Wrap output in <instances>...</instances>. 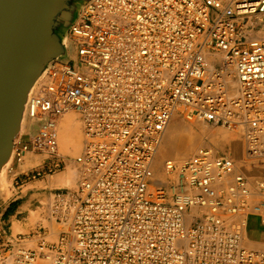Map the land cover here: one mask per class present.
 <instances>
[{
  "label": "built area",
  "instance_id": "2783aa9c",
  "mask_svg": "<svg viewBox=\"0 0 264 264\" xmlns=\"http://www.w3.org/2000/svg\"><path fill=\"white\" fill-rule=\"evenodd\" d=\"M255 30L263 37L253 40ZM66 35L77 60L47 68V93L27 105L30 118L46 120L18 143L15 159L47 155L13 183L21 192L61 169L55 118L80 111L82 178L54 194L51 214L70 229L50 243L43 226L16 236L0 227V264H264L263 251L244 249L242 223L225 218L254 212L264 223V199L252 202L251 191L264 197V178L252 184L234 175L231 159L204 149L180 166L168 162L176 180L160 190L163 201L149 191L158 141L178 108L243 128L248 153H264V0H87ZM234 78L238 96L229 90ZM193 208L202 212L188 227ZM31 236L39 237L35 250L21 246Z\"/></svg>",
  "mask_w": 264,
  "mask_h": 264
},
{
  "label": "bare ground",
  "instance_id": "6f19581e",
  "mask_svg": "<svg viewBox=\"0 0 264 264\" xmlns=\"http://www.w3.org/2000/svg\"><path fill=\"white\" fill-rule=\"evenodd\" d=\"M84 1H87V0H84ZM220 1L225 2V0H220ZM226 1H232V0H226ZM82 4L83 3L80 4L79 10H80ZM250 23L256 24V22L253 19H250ZM67 37H68V35H64V37H63V42H64L63 47L65 50V54L63 56H59V57L55 58L54 60L58 59L61 61H66V62H70L72 60H74V61L77 60V53H76L75 45L72 42V40H68ZM262 37H263V31H256L255 30V31L251 32V38L253 40L256 38L260 39ZM52 63H53V60L48 64V66L46 67L44 72L41 74V76L36 80V82L34 83L32 89L28 95V99H27V102H26L25 108H24V113H23V118H22V123H21V129H20L18 137L14 141L13 151H12L10 160L0 171V193L2 195L5 194V196H9L11 194H14L13 192H14L15 188L13 187L12 184H13V179L17 176V174L20 171H25L28 169L38 167L39 165L42 164V161L44 160V156L47 155V152H45V151H44V153H42L45 155H40L37 152L29 151L24 156L23 161L21 162L20 165L17 164L16 159H15L16 148H17L18 143L24 139L32 138L35 135H37L39 133L40 129L42 128V125L44 124V122L46 120V116H44L42 114H39L36 118H30L29 114H28V110H27V105H28L29 99H31L34 95H36V94L44 95L47 93V90L43 89V83H44L45 77H46L45 72H46L47 68L49 67V65H51ZM81 69L83 70V67ZM229 90H230V94L232 96H238L240 91H241L240 82L234 78L230 82ZM74 113L78 116L79 119H77L75 117ZM180 115L185 117L188 120H197V121H202L206 124L214 125L212 123H208V122L203 121V120H198L195 118H193V119L187 118L186 115L182 113L181 108H178V109H175L172 111L171 117H170L169 121L167 122V124H166V126L162 132L161 138L158 141L156 151H155V154H154L152 162H151V171H152V177L151 178L152 179H151V185H150L149 191L151 193L156 189L158 190V192H156V197H157L158 201L162 200V192L160 190L164 186L169 188L170 183H173L176 180V178H174V176L170 175L168 172V169H167L168 168L167 167L168 162H172V163H175L176 165L180 166L182 163L190 161L191 158H193L199 151L204 150V149L210 150L216 156H226L229 159H231L234 162V166H235L234 175H244L245 177L248 178V180H250V182L252 184H254L259 179L264 178V176L251 177L252 175L249 172H247L246 169H245L246 171L243 169L244 168L243 165L239 166L237 163V160L235 158H233L231 155H229V154H217L211 149L201 148L198 151H196L192 157L189 158V155L194 150H196L199 146H201V144H202L201 133H200V131L198 132L196 129H194L193 126L185 124L182 121V118ZM55 123H56V132H57V155H58V158L62 162V165H63V160L59 157V156H61V154H60L61 152L64 155H70V156L76 155V157L74 159V163L76 165V168L78 169V173H75L73 175L70 174L68 176V178L66 177L67 178L66 180H58L57 179L58 181L55 180V182H56L55 184L59 183V185H60V184H63V183L65 184L68 182L67 184L70 185L73 183H75V184L79 183L81 178H82L83 169L77 163V158L81 155L83 148H84V145L86 143L85 142V130H84V125H83V121H82V115H81L80 111H78L76 109H70V110L62 113L61 115L57 116L55 118ZM220 126H222L220 130H217L214 133H206L205 132L204 136H206L212 140H215L217 142H220V144H222V145H224L225 143H228V142H230V143L232 142L231 143L232 154H233V151H236L238 149L237 148L238 147V145H237L238 144L237 143L238 142V136H241L242 140H244V146H245L244 158H245V160L258 161L259 163L264 161V153H262V154L256 153V154H252V155H250L248 153V143H247V138L244 135L245 133H244L243 128H238V129L233 128L232 129L231 127H229L227 125H220ZM60 150H61V152H60ZM234 154H235V152H234ZM242 164H243V162H242ZM11 167L14 168V170H15L14 172L11 171ZM41 178H44V177H41ZM38 179H40V178H38ZM232 179H233V176H228L226 178V181L231 182ZM35 180H37V179H35ZM35 180H32V181H35ZM32 181H30V182H32ZM7 185H8V190H6ZM151 186H152V188H151ZM27 189L28 188H25V190L23 189L22 192L23 191L26 192ZM4 191L5 192L7 191L8 193L6 194ZM170 191H171L170 195H172V192H176V189L175 190L173 189V191L172 190H170ZM251 191H252V196H253L252 202L256 201L258 199H264V197H260V195H258L253 189ZM42 203H44V202H42ZM52 204H54V203L51 201V209H52ZM52 212H55V206H54L53 210L51 211V214H52ZM201 212H202V210H199L197 208H193L191 211H189L185 217L186 226H188V227L191 226L195 222L197 217L201 214ZM30 217L32 218V221H33L32 224H37L39 222V220H37V218L40 217L39 210L38 211H33V210L30 211ZM253 217H255L257 220L256 221L257 227L259 228V226H260L261 228H264V223L262 222L263 217L261 218L259 215L255 214L254 212H250L243 217L245 222L242 219V215H225V218H227L229 220H236V221H240L242 223L241 241H242V245H243L244 249H246L248 251L251 250V251H263L264 252V248L260 249L261 248L260 245L264 246V241H262V238L261 237H251L249 235V232H248V227L250 225L249 221ZM55 221L56 220H54V218H53L51 220H48L47 223H48V225L49 224L51 225L50 229H51L52 233L57 232L59 234V236H58V239H59V237L61 236L62 233L69 231L70 222H68L66 224L61 223L63 225L62 228L57 229L56 225H58L59 222L56 223ZM44 223L46 224V222H44ZM241 223H235V224L240 225ZM39 224H42V223L40 222ZM14 227L16 228V231L18 232V233H15L16 235L24 234V233H19V232H22L23 229H21V227L18 225V223H16V221L14 222ZM35 231H32L30 233H33ZM9 234H12V233H9ZM28 234L29 233H27V234L25 233V235H28ZM260 234L262 235L264 233L260 232ZM16 235H14V236H16ZM34 238L35 237H32V236L30 238H27L25 241H23L21 243V246L22 247L24 246L26 249H30V250L37 249L38 246H37V248H28V246L31 244V241ZM44 238H45V235H44ZM46 242H48V241H46ZM50 243H54V242H50ZM179 245L181 247H185V242L181 241L179 243ZM248 247H250L252 249H249ZM40 260H42V259H39L36 264H38V262ZM44 260L50 261L49 259H44ZM50 264H52L51 261H50Z\"/></svg>",
  "mask_w": 264,
  "mask_h": 264
},
{
  "label": "water",
  "instance_id": "95a60500",
  "mask_svg": "<svg viewBox=\"0 0 264 264\" xmlns=\"http://www.w3.org/2000/svg\"><path fill=\"white\" fill-rule=\"evenodd\" d=\"M84 0H0V171L10 160L28 95Z\"/></svg>",
  "mask_w": 264,
  "mask_h": 264
},
{
  "label": "rangeland",
  "instance_id": "374dc122",
  "mask_svg": "<svg viewBox=\"0 0 264 264\" xmlns=\"http://www.w3.org/2000/svg\"><path fill=\"white\" fill-rule=\"evenodd\" d=\"M74 115L77 119H79L75 113ZM181 118L185 124L193 126L194 129H196L198 132L200 131L201 133L202 144L189 155V158L192 157L193 154L199 149L207 148V149L213 150L217 154L231 155L233 158L237 160V163L239 166L243 165L244 167L243 169L244 170L246 169L247 172H250V174L252 175L251 177L264 176V161L259 163L258 161L245 160L244 158L245 146H244V140H242L241 136H238V142H237L238 149L236 151H233V154H232V151H231L232 142L231 143L228 142L222 145L220 144V142H217L215 140H212L204 136L205 132L214 133L217 130H220L222 126L206 124L202 121H197V120H188L183 116H181ZM60 154L61 156L59 157L63 160V165L61 169H59L56 173L47 175L44 178H40L32 182H29L22 188V190L23 189L25 190V188H28L26 192L23 191L24 193L22 192V190L21 192H19V190L16 191L15 189L13 192L14 194H11L9 196H5V194L2 195L0 193V203L2 204V208L0 209V227L1 228L5 229L8 233H12L13 235H16L15 233H18V232L16 231V228L14 227L15 221L16 223H18L21 229H23V231L19 233H24V234L35 231L40 226H43L46 228L45 240L48 242L57 241L59 234L57 232L52 233L50 229L51 225L50 224L48 225L47 223L48 220L53 219L51 217V211L54 208V204H52V209H51V201L54 203L55 193L75 190L79 184V183H76V184L73 183L69 185L67 184L68 182L65 184L64 183L60 184V185L59 183H57L58 185L55 184L56 183L55 180L56 181L66 180L70 174L73 175L75 173H78V169L76 168V165L74 163V159L76 155L74 156L64 155L62 152ZM251 163H253V165ZM12 185L14 187V183ZM6 190H8V185L6 186ZM156 192H158L157 189L151 193L156 195ZM5 193L7 194L8 192L6 191ZM155 200H158L157 197ZM161 201H163V199ZM10 209H13V210L9 212ZM32 210L33 211L39 210L40 212V217L37 218V220H39L37 224H32L33 221H32V218L30 217V211ZM43 221L46 222V224ZM256 221L257 220L255 217L251 218V220L249 221V224L252 226L251 227L249 225L248 227L249 235L251 237H261L262 241H264V234L262 235L260 234L261 232L260 230L262 228L260 226L259 228L257 227ZM40 222L42 224H39ZM55 222L58 223L57 221ZM62 226L63 225L61 223L56 225L57 229L62 228ZM37 242H38V238L35 237L31 241V244L28 246V248H37L38 246ZM260 247H261L260 249L264 248L263 245L262 246L260 245ZM248 248L252 249L250 247ZM38 264H50V261L42 259L38 262Z\"/></svg>",
  "mask_w": 264,
  "mask_h": 264
},
{
  "label": "crops",
  "instance_id": "0c3cea01",
  "mask_svg": "<svg viewBox=\"0 0 264 264\" xmlns=\"http://www.w3.org/2000/svg\"><path fill=\"white\" fill-rule=\"evenodd\" d=\"M252 165H253V163H252ZM249 173H250V172H249ZM260 231L264 233V228H262Z\"/></svg>",
  "mask_w": 264,
  "mask_h": 264
},
{
  "label": "trees",
  "instance_id": "16d2710c",
  "mask_svg": "<svg viewBox=\"0 0 264 264\" xmlns=\"http://www.w3.org/2000/svg\"><path fill=\"white\" fill-rule=\"evenodd\" d=\"M11 210H13V209H10V211H9V212H11Z\"/></svg>",
  "mask_w": 264,
  "mask_h": 264
}]
</instances>
